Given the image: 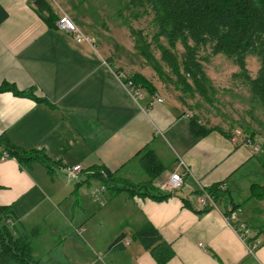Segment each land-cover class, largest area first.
I'll list each match as a JSON object with an SVG mask.
<instances>
[{"label":"crops","instance_id":"0c3cea01","mask_svg":"<svg viewBox=\"0 0 264 264\" xmlns=\"http://www.w3.org/2000/svg\"><path fill=\"white\" fill-rule=\"evenodd\" d=\"M45 2L47 9L0 0V88L20 93L0 91V138L35 155L27 163L0 159V206L14 213L7 224L15 239L38 264H158L161 245L152 252L131 237L151 224L172 252L164 264H264V229L252 228L264 227V198L250 204L253 187L264 189V145L232 141L235 130L195 136L187 108L133 67L135 56L125 59L129 47L111 42L126 28L86 25L92 7L84 0ZM62 14L88 40L57 29ZM180 159L190 170L182 188L161 194ZM77 164L83 172L71 181L61 167ZM103 170L117 189L105 185ZM221 182L227 199L202 209L200 186ZM231 215L261 242L252 252L227 224Z\"/></svg>","mask_w":264,"mask_h":264},{"label":"trees","instance_id":"16d2710c","mask_svg":"<svg viewBox=\"0 0 264 264\" xmlns=\"http://www.w3.org/2000/svg\"><path fill=\"white\" fill-rule=\"evenodd\" d=\"M36 3L47 9L45 0H36ZM131 5L134 19L140 18L142 14L152 15L156 31L149 40L147 34L144 35L141 31L130 28V33L134 38L135 49L158 76L168 79L170 75L174 77V83L183 94L197 95L209 101L215 93V88L206 74L204 64L208 63L212 56L222 54L239 69L231 78L239 80L246 87L250 101L264 114V0H132ZM118 15L120 16V13ZM161 37L166 39L168 46L159 44ZM177 42L182 47L179 54L175 50ZM152 45H155L160 53L159 60L155 59L151 52ZM248 55H256L260 62L255 77H251L245 68ZM163 64L168 68V72L163 69ZM1 90L20 94L9 86L0 88ZM179 99L185 106L183 96L180 95ZM191 123L193 134L197 137L216 129L205 127L195 120H191ZM0 148L19 163H27L35 158V155L15 146L6 137L0 138ZM145 167L149 170L148 165L145 164ZM101 173L106 175L105 185L114 187L110 183L116 181L111 178L110 172L103 170ZM94 176L100 177L98 172H95ZM221 185H225L224 182L206 188L217 207L221 201L227 199L228 191H221ZM122 188L132 193L140 192L139 188ZM142 189V192L153 191V188L148 186H143ZM233 210L232 207L229 213L234 212ZM13 218L11 208L0 206V264H38L29 255L28 244L15 239L13 227L7 224L8 220ZM37 233V228H32L30 239ZM124 237L123 234L119 235L109 248H116ZM131 237L152 252L157 248L156 245H161L159 253L153 252L158 264H164L172 256L170 247L163 244L160 234L151 224L134 231Z\"/></svg>","mask_w":264,"mask_h":264},{"label":"rangeland","instance_id":"374dc122","mask_svg":"<svg viewBox=\"0 0 264 264\" xmlns=\"http://www.w3.org/2000/svg\"><path fill=\"white\" fill-rule=\"evenodd\" d=\"M84 1L92 7V10L83 12L85 24L88 25L89 22H99L100 25H104L106 28L115 27V25L126 28L127 35L118 36L120 38L111 42L120 47H129L127 53L124 55L125 59L131 62V59L135 56V62H133L134 66L132 64L129 65L133 67L136 66V68L144 70V73L152 75L154 84L168 97L180 101L179 96H183L185 107L191 114V120H195L205 127L223 129L225 132L239 130L240 134L242 133V137H240L242 143L250 140L252 136L260 145H264V114L260 108L252 104L246 87L242 85L239 80H233L231 78V75L239 70L234 63L222 54H219L212 56L209 62L204 64L206 74L215 88V93L210 97L209 101H205L197 95L190 96L183 94L174 83V77L169 75L168 79H166L158 76L146 62L145 58L141 56L134 47V38L131 36V33H129L130 28L141 31L144 35L147 34L146 37L147 40H149L156 31L152 23L151 14H142L140 18L134 19L132 16L134 13L131 5L132 0ZM82 7L85 6L82 5ZM94 7H96V9H94ZM120 10L122 17L118 15ZM137 10H141V8H137ZM70 19L77 25L76 21L72 18ZM158 42L161 45L168 46L164 37H161ZM175 50L178 54L182 52V47L179 42L175 44ZM151 52L155 59L159 60L160 53L155 45L151 46ZM259 67L260 62L256 55H248L246 57L245 68L251 77L256 76ZM163 69L168 72V68L165 64H163ZM261 160L264 161V156ZM185 166L187 165L185 164ZM257 183L259 184V182ZM253 188L250 199L251 205L256 204L259 200L264 198V189L262 190L258 188V186H254ZM160 193L168 194V192L164 190H161ZM259 193H261V196ZM247 195L248 193H244L239 202L242 203ZM199 197L200 196H198V199ZM252 228L264 229V227L255 226H252Z\"/></svg>","mask_w":264,"mask_h":264},{"label":"built area","instance_id":"2783aa9c","mask_svg":"<svg viewBox=\"0 0 264 264\" xmlns=\"http://www.w3.org/2000/svg\"><path fill=\"white\" fill-rule=\"evenodd\" d=\"M56 28L71 33L74 37V40L77 42H82L85 40H88L86 36H84L75 23L66 15L62 14L59 16V18L56 21ZM158 102H162L163 99L157 98ZM238 137H242V133L240 134L239 130L234 131L232 134L231 140L236 141ZM243 145H250V140L245 141L242 143ZM8 154L6 152H3L0 156V159H6L8 158ZM61 171L65 174V176L71 180V181H78L81 173L83 172V168L81 165L77 164L74 166H62ZM101 173V172H100ZM190 173V170L185 166L184 162L180 159L178 161V165L176 170L170 174L169 180L166 184L160 186V191L164 190L168 193L172 192H178L182 186H183V178ZM102 174V173H101ZM225 187L221 185V189H224ZM101 189L104 190L105 186H101ZM198 199V204L203 207L208 208H214L217 209V205L214 202L211 195L207 192V190L200 186V195ZM234 214V212L230 213ZM227 224L234 230V232L237 234V236L245 242L247 249L249 252H252L256 247H258L261 242L259 240H252V230L249 226H247L245 223L240 222L235 219V216L232 217H226ZM125 244H127L125 242Z\"/></svg>","mask_w":264,"mask_h":264}]
</instances>
